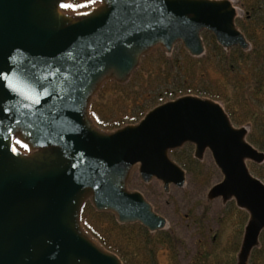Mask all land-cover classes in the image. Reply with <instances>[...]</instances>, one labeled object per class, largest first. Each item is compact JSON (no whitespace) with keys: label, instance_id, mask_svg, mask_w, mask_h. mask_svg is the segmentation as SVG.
Masks as SVG:
<instances>
[{"label":"water","instance_id":"95a60500","mask_svg":"<svg viewBox=\"0 0 264 264\" xmlns=\"http://www.w3.org/2000/svg\"><path fill=\"white\" fill-rule=\"evenodd\" d=\"M72 0H0V264H124L85 226L88 205L121 225L165 228L130 188L162 181L185 188L171 157L191 145L209 152L222 180L207 199L234 201L249 218L236 264H249L264 233V182L249 163L264 152L233 124L222 103L185 95L115 130L93 118L110 83L126 85L143 60L178 44L205 56L204 33L226 52L252 50L237 25L238 0H98L67 13Z\"/></svg>","mask_w":264,"mask_h":264},{"label":"trees","instance_id":"16d2710c","mask_svg":"<svg viewBox=\"0 0 264 264\" xmlns=\"http://www.w3.org/2000/svg\"><path fill=\"white\" fill-rule=\"evenodd\" d=\"M239 1L244 5L245 17L238 20V25L250 41L251 51L244 52L235 47L226 52L212 34L204 33L207 51L202 58L191 57L181 45L170 57L157 52L144 59L141 69L128 84L119 86L111 83L101 91L93 107L95 122L104 129H117L137 123L160 104L185 95H197L222 103L235 126L250 127L248 141L264 152V0ZM96 3L97 0H73L71 11H84ZM108 108L123 111L118 118L109 119L105 117ZM184 153V157H177L178 163L188 174L199 178L200 163L193 159L191 146L185 147ZM250 170L264 182V164H251ZM241 212L235 213L231 220L228 218L231 226L228 220L222 225L218 243L198 249V264H235L239 249L238 242H234L235 233L243 230L246 221L245 218L241 224L238 223V213ZM97 215L113 219L110 215ZM84 222L86 228L125 264H160L157 261L160 246L170 251L168 264H179L181 240L172 243L140 228L138 242L133 232L119 234L128 230V226L118 225L114 219L109 233L97 228L88 216ZM111 236L121 238L118 244L111 241ZM250 264H264V233L261 247L253 252Z\"/></svg>","mask_w":264,"mask_h":264},{"label":"rangeland","instance_id":"374dc122","mask_svg":"<svg viewBox=\"0 0 264 264\" xmlns=\"http://www.w3.org/2000/svg\"><path fill=\"white\" fill-rule=\"evenodd\" d=\"M77 1H81V0H77ZM243 17H245L244 9H243ZM179 45L181 44H178L175 47V49ZM171 55H166V56L170 57ZM163 87L165 86L163 85ZM107 111L108 112L105 114V117L109 119H115L120 116V112H122L123 109L115 110L108 108ZM141 119H143V117ZM251 164L253 165V163H249V168ZM199 165H200L199 166L200 177L199 178L194 177L190 173L189 174L187 173V183L184 189L174 188L172 189L170 195H164L162 188L159 184H153V186L151 185L149 189H147L150 190L147 191V193L149 192L148 194L150 195L151 200L154 201L156 206L159 208L160 213L163 214L164 216H167L170 222H172V225H176L177 235L179 237V240L183 241L182 247H180L178 250V261L180 264H186L189 261V259H191L192 255L195 254L196 252L195 241L197 239L196 235L200 226L199 225L196 226L193 223L194 218L198 219V223H204L205 226H210V231H209L210 234L208 235V239L209 241H211L214 232L221 231L222 229V225L217 226V221L221 218L222 215H227L226 220H228V218L231 220L234 217L235 213H237L238 211H242L236 206L235 202L229 203L226 207L222 206L221 201H215L209 204L206 202V196L209 190L211 189L212 186H214L215 184L219 183L222 180V175L215 166L212 156L209 152L206 153L204 161L200 162ZM135 186H133V188L131 189L137 190L139 192L142 190L139 186V183H137V181ZM86 209L87 210H85L84 213V220L88 216L89 220L93 224H95L97 228L98 227L101 228L102 231L106 233H109V229H111V223L113 219L118 225H121L115 220L114 216L111 214H99L93 209L91 205H88ZM242 212H244V215L245 214L247 215L245 211ZM97 214L108 215V216L110 215L113 217V219L111 217L105 218L102 216H98ZM122 226H126V225H122ZM230 226H231V221H230ZM230 226L227 225V227H229V231L231 229ZM124 231H129L130 234L131 232H133L134 236L136 237L135 240L140 242V234H139L141 232L140 227L128 226V230H123V232H120L119 234L124 233ZM109 236L110 235H108V237ZM120 239H118V237L111 236V241L116 244H118ZM142 239L143 238H141V241ZM170 255H171L170 251L166 247L164 246L158 247L157 261L160 264H168L170 261ZM236 256H237V251H236Z\"/></svg>","mask_w":264,"mask_h":264},{"label":"flooded vegetation","instance_id":"af4514ba","mask_svg":"<svg viewBox=\"0 0 264 264\" xmlns=\"http://www.w3.org/2000/svg\"><path fill=\"white\" fill-rule=\"evenodd\" d=\"M249 17V16H248ZM244 17H242V18H240V19H243ZM239 20V19H238ZM237 25H238V21H237ZM238 27H239V25H238ZM239 29H240V27H239ZM241 30V29H240ZM242 31V30H241ZM243 32V31H242ZM244 33V32H243ZM244 35H245V33H244ZM246 36V35H245ZM247 38V37H246ZM248 40V39H247ZM249 41V40H248ZM250 42V41H249ZM251 44V43H250ZM252 46V45H251ZM187 147V146H186ZM184 149H185V147L183 148V149H181V150H178V151H175V152H173L172 154H171V157H172V159L174 160V161H176V162H178L177 161V157L178 156H183V155H185V153H184ZM191 150H192V156H193V159L195 160V161H197V162H201V161H198L197 159H195V156H194V147L193 146H191ZM184 157V156H183ZM187 164V163H186ZM263 165V164H262ZM136 181H137V183H139V186H140V188L142 189L140 192L144 195V197L148 200V202L153 206V208H154V211L158 214V215H160V216H162L165 220H166V225H165V228H163L162 230H160V231H157V232H150L149 230H147L146 228H144L142 225H140V224H129V225H126V226H138V227H140L143 231H145V232H147V233H149V234H151V235H154V234H157V235H159L160 237H164L166 240H170L172 243H178V240H179V237H178V235H177V229H176V225H172V222H170V220H169V218L167 217V216H164L163 214H161L160 213V211H159V208L156 206V204L154 203V201H152L151 200V198H150V195L147 193V191H150V190H147V189H149V187L152 185L153 186V184H159L160 186H161V188H162V191H163V194L164 195H170L171 194V192H172V189H174V188H177V189H184V188H178V187H176L175 185H171L170 187H169V189H168V191L166 192L165 191V189H164V184H163V182L162 181H159V180H154V181H152V182H150V183H144L142 180H141V178H140V176H139V174H135L134 175V178H133V180H132V182H131V184H130V188H133V186H135L136 185ZM216 185V184H215ZM136 187V186H135ZM213 187V186H212ZM211 187V188H212ZM208 195V194H207ZM155 197V196H154ZM156 198V197H155ZM215 201H221V204H222V206L223 207H226L229 203H233L234 201H231V202H228V203H226V204H224L223 203V201H222V199H216V200H213V201H209L208 199H207V196H206V202L209 204V203H213V202H215ZM235 215V214H234ZM226 216L227 215H222L221 216V218L217 221V226H221V225H224L225 223H226ZM189 217V216H188ZM238 223L239 224H241L242 222H243V219H245L246 218V221H245V224H244V227H243V230H241V229H239L238 230V234L237 233H235V238H236V240L234 241V242H238V245H239V249H238V251H237V256H238V253H239V251H240V247H241V244H242V241H243V236H244V230H245V226H246V224H247V222H248V218H249V216H248V214L246 215H243V214H241V213H238ZM193 223L196 225V226H200L199 227V229H198V231H197V239H196V241H195V247H196V252H195V254H193L192 255V257H191V259H189V261L186 263V264H198V259H196L197 258V252H198V249H200L201 247L202 248H204V247H208V248H210L211 246H214L216 243H218V241H219V232H221V231H215L214 232V234L212 235V239H211V241H209V239H208V235L210 234V226H205V224L204 223H198V219L196 218H194V220H193ZM194 225V226H195ZM222 230V229H221ZM230 241V239H228V242ZM182 247V246H181ZM184 250V249H183ZM237 256H236V262H235V264L237 263ZM252 257V256H251ZM250 260H251V258H250ZM180 264V263H179ZM224 264H226V263H224ZM250 264V263H249Z\"/></svg>","mask_w":264,"mask_h":264}]
</instances>
